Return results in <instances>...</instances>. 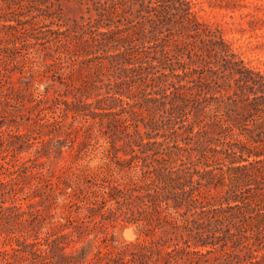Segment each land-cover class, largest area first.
Wrapping results in <instances>:
<instances>
[{"label":"trees","instance_id":"obj_1","mask_svg":"<svg viewBox=\"0 0 264 264\" xmlns=\"http://www.w3.org/2000/svg\"><path fill=\"white\" fill-rule=\"evenodd\" d=\"M67 1L0 0V264H264V71L194 0Z\"/></svg>","mask_w":264,"mask_h":264},{"label":"rangeland","instance_id":"obj_2","mask_svg":"<svg viewBox=\"0 0 264 264\" xmlns=\"http://www.w3.org/2000/svg\"><path fill=\"white\" fill-rule=\"evenodd\" d=\"M194 1L199 2L201 7V19L219 27L224 36L232 41L236 52L241 58L249 62L250 65L264 71V0ZM86 4L77 3L76 5L74 1L68 2L65 0L64 11L68 16L75 15L80 11L79 8H86ZM6 29L7 28H3V30ZM25 37L26 34H22L21 40H24ZM46 85L47 81H43L40 85V89L45 90ZM61 89H64V87H61ZM53 93L54 90L51 88L50 94ZM11 118L12 117L0 118V122H7ZM0 129H5L7 131L9 128L4 125L2 128L0 127ZM13 129H15V127H13ZM20 129L26 131L27 127L22 125ZM34 148L35 145L20 153V155L31 156L33 155ZM63 150L64 153L61 158L52 156L51 160L48 162V165L54 171H57L62 164L68 163L76 151L71 147L70 140L65 141ZM92 155L94 154L92 153ZM95 163L96 159L91 161V164ZM108 231L113 233L120 241H133L137 238L135 227L130 224H120L115 228L110 227Z\"/></svg>","mask_w":264,"mask_h":264}]
</instances>
